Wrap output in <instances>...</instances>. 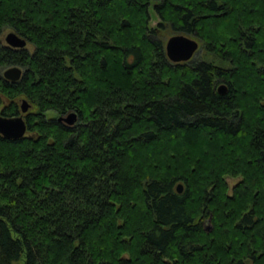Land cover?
<instances>
[{
  "label": "trees",
  "instance_id": "16d2710c",
  "mask_svg": "<svg viewBox=\"0 0 264 264\" xmlns=\"http://www.w3.org/2000/svg\"><path fill=\"white\" fill-rule=\"evenodd\" d=\"M0 93L38 108L0 136V264H264V0H0Z\"/></svg>",
  "mask_w": 264,
  "mask_h": 264
},
{
  "label": "water",
  "instance_id": "95a60500",
  "mask_svg": "<svg viewBox=\"0 0 264 264\" xmlns=\"http://www.w3.org/2000/svg\"><path fill=\"white\" fill-rule=\"evenodd\" d=\"M6 46L12 49H25L27 41L22 39L14 32H10L5 37ZM199 44L196 40L185 35H175L168 39L165 44V53L168 60L172 63L180 64L191 61L198 51ZM23 76V71L20 67H11L4 71L3 78L8 82H18ZM225 86L219 88V92H225ZM30 105L27 101L21 102V110L23 113L29 110ZM65 124L72 126L76 123L77 117L74 113L67 117L60 118ZM27 123L25 118L17 116L7 118L0 115V136L8 140H20L26 137ZM177 192L182 193V185H178Z\"/></svg>",
  "mask_w": 264,
  "mask_h": 264
},
{
  "label": "rangeland",
  "instance_id": "374dc122",
  "mask_svg": "<svg viewBox=\"0 0 264 264\" xmlns=\"http://www.w3.org/2000/svg\"><path fill=\"white\" fill-rule=\"evenodd\" d=\"M150 23H149V27L152 28V29H155L158 27V24L160 23V19L158 18V16L155 14L154 10H153V5L150 9ZM10 32H12V30L10 29H5L2 34H1V39L2 41L4 42L5 44V37L7 34H9ZM160 38H162L163 40V43L164 45L166 44V42L168 41V39L172 36H175V35H179V34H175V32H172L170 31L169 29H165V30H161L160 33H158ZM189 38L191 39H194L198 42L199 44V47H198V51L197 53L194 55L193 59H199V60H204L206 62H211V63H215V64H218V61H216V59H214L211 55H207L205 49H203V45H202V42H200V40H198L197 38L195 37H191V36H188ZM27 50H29L31 53L34 51V48L28 44L27 45ZM192 59V60H193ZM190 62V61H189ZM8 69V68H7ZM4 72V70H2V73ZM221 86H225L226 88V92L228 90V87L227 85L225 84H221L219 85L218 87V90ZM8 94H4V93H0V115H2V113L9 108L10 105H15L16 109H17V116H22L23 118H25V121L27 120V117L29 114H32V113H36L38 111V108L33 105L31 103L30 100H28L26 97L24 96H19L15 99H9ZM22 101H27V103L30 105L29 107V110L25 113L22 112L21 110V102ZM6 117L8 118H11V116H8V114H6ZM59 115L54 113V112H48L46 113V118L47 119H52V118H58ZM67 117V116H65ZM242 180V177L241 176H227L226 177V182H227V185H228V195L231 196L232 195V191L234 189V187L239 183L241 182ZM18 264H23L22 262L21 263H18Z\"/></svg>",
  "mask_w": 264,
  "mask_h": 264
},
{
  "label": "bare ground",
  "instance_id": "6f19581e",
  "mask_svg": "<svg viewBox=\"0 0 264 264\" xmlns=\"http://www.w3.org/2000/svg\"><path fill=\"white\" fill-rule=\"evenodd\" d=\"M26 48H27V46H26ZM175 64H176V63H175ZM13 83H15V82H13ZM218 91H219V90H218ZM225 92H226V90H225ZM225 92H224V93H225ZM224 93H223V94H224ZM220 94H221V93H220ZM182 191H183V187H182Z\"/></svg>",
  "mask_w": 264,
  "mask_h": 264
}]
</instances>
